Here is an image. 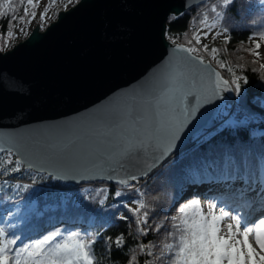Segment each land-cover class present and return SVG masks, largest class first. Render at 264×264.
<instances>
[{"label":"water","instance_id":"1","mask_svg":"<svg viewBox=\"0 0 264 264\" xmlns=\"http://www.w3.org/2000/svg\"><path fill=\"white\" fill-rule=\"evenodd\" d=\"M206 1L78 0L43 30L35 26L25 39L0 52V148L5 149L0 153L12 148L15 159L31 160L33 166L24 163L23 169L70 186L115 184L93 164L103 165L108 154L118 151L119 133L146 107L142 90L170 66L179 71L207 66L206 77L219 73L208 61L180 63L186 53L177 52L178 45L164 36L168 17ZM231 94L221 92L202 107L154 171L192 137L215 126ZM109 129L112 134L106 136ZM47 159L70 160L74 166H41Z\"/></svg>","mask_w":264,"mask_h":264},{"label":"trees","instance_id":"2","mask_svg":"<svg viewBox=\"0 0 264 264\" xmlns=\"http://www.w3.org/2000/svg\"><path fill=\"white\" fill-rule=\"evenodd\" d=\"M13 3L17 7L16 15L23 16L24 8L27 7L26 0H13ZM214 7L216 12L221 13V17H217L212 11ZM205 16L207 22L217 23L223 37L217 44L209 45V50L213 47L218 49L215 58L210 52H202L204 60L210 61L229 82L231 75L220 68L217 61L225 62L236 76H244L248 80L247 84L240 81L241 95L237 96L232 91L222 107L229 105L232 109L239 108L245 115H221L219 110L215 126L192 137L185 148L169 157L152 174L138 182L137 186L140 192L144 193L143 197H140L139 193L129 192L126 186L100 182L74 187L23 168L12 173L0 168V227H5L14 238H18V245L34 242L55 229L63 231L72 228L82 234L86 233V238L96 237L99 241L102 237L113 241L109 246L110 253L99 242L94 246L100 264H129L134 254L138 264H144L145 260L165 264L158 259L161 248L165 243L173 242L168 238V232L173 230L174 223L179 224V220L173 221L171 217L179 216V208L184 203L198 200L191 194L184 198V194L190 193L193 186L210 183L216 189L218 184L226 182L225 167L222 163V156L226 151H231L237 157L241 153H248L255 161L251 165V182H239L245 189L251 187L252 192L257 189L261 176L260 161L264 156V108L261 107L264 104V71L260 70V60L248 49L254 48V41L250 39L253 36L256 42L264 45V40H259V37L264 35V9L257 7L255 0H235L225 11L223 0H209L175 18L168 17L165 39L187 47L184 34L187 33L191 39L193 23L198 29L200 20ZM10 21L13 31L21 25L19 21H12V13L0 17V49H3L0 52L12 47L16 42V38L8 39L9 46H4V37L9 31ZM225 28L229 30L227 34L223 32ZM225 35H228L230 42L225 43ZM238 65L243 66V71ZM238 126L241 127L239 131L236 130ZM7 158V153H0V159ZM11 159L14 161L15 157L12 156ZM117 187L126 195L113 197L112 193ZM102 189H107V192H102ZM221 193L218 197H221ZM250 193H247L246 198ZM135 198L145 200L149 211V224L153 229L159 227L158 232L150 231L147 236L137 234L135 217L123 206ZM221 198L228 199L226 196ZM100 200L105 203L100 204ZM242 201L244 199L239 202ZM30 203L33 204L31 209L28 208ZM16 205L20 215L11 211ZM131 206L135 207L134 204ZM121 215H127L131 219L121 220ZM120 236L123 237V244L118 248L115 240ZM140 244H155L156 247L149 249L153 255L140 253ZM163 251L167 252V249Z\"/></svg>","mask_w":264,"mask_h":264},{"label":"snow or ice","instance_id":"3","mask_svg":"<svg viewBox=\"0 0 264 264\" xmlns=\"http://www.w3.org/2000/svg\"><path fill=\"white\" fill-rule=\"evenodd\" d=\"M72 0H68L71 3ZM264 3V0H261ZM32 11L28 7L24 8V15H16L17 7L13 0H0V17H5L12 13V21H19L21 24H30L36 17V7L39 0L33 3V0H26ZM53 5L56 0H50ZM235 0H223L224 10ZM67 7V5H65ZM49 9L46 7L44 12L40 13V23L47 16ZM217 17H221L216 8H212ZM200 24L205 29H216L217 23L211 25L207 23V17L200 20ZM12 23H9V31L4 37V46L8 47V39H15V33L12 30ZM25 35L24 28L20 29ZM225 34L229 32L227 28L223 30ZM202 33V34H201ZM221 32L217 31L213 35V40ZM209 32L203 29H196L193 23V35L188 38L184 34L187 47L178 45L177 52L186 53L180 58L183 65L203 64L204 57L202 52L208 53L215 58L218 49L213 47L209 50L207 44H202V39H206ZM170 39H176L170 37ZM254 41V48L248 51L256 58H259V49L261 43L256 42V38L250 37ZM264 40V35L259 37ZM230 42L228 35H225V43ZM3 50V49H0ZM220 68L225 69L231 75V81L222 79L218 72H209L208 77L204 75L207 66L203 71H197L195 67L190 71H179L177 66H170L165 70L148 89L142 90L140 99L146 107L141 114L133 120L132 125L124 128L117 137L119 140L118 151L108 154L103 165L93 164V167H102L107 173V179L113 181L120 187L126 186L131 193L140 192L137 184L142 177L149 176L154 169L168 157L176 147L177 141L182 133L197 118V114L202 107L211 104L221 94V92L234 91L237 96L241 95L242 86L248 80L244 76H236L233 69L225 62L217 61ZM255 63V60L253 61ZM243 71V66H237ZM260 70L264 71V64L260 65ZM255 71V69H254ZM214 76L213 81L210 77ZM229 83L233 87H229ZM264 108V104L261 105ZM134 111V110H133ZM117 128L120 125L116 126ZM237 131L241 130L238 126ZM113 129H109L106 136L112 134ZM5 149L0 148V152ZM8 158L0 159V168L5 172L12 173L21 170L24 163L31 168L32 162L27 157H12V148L7 149ZM50 163L59 169H73V162L64 159H47L43 163ZM222 163L225 167L226 181H241L250 183L253 178L251 165L255 163L248 153H241L239 157L231 151H226L222 156ZM14 166H11L13 165ZM8 165V167H5ZM135 169V171H132ZM259 184L264 187V156L260 161ZM57 179H64V176H56ZM74 178V177H73ZM27 187V186H25ZM120 187L112 193L113 197L119 198L126 193L120 190ZM253 189L241 187L233 189L230 184H225L221 197H228L220 210H216V204H212L207 212H204L197 199L184 203L179 208V216L171 217L173 221L179 220V224H173L172 231L168 232V238L172 243H165L161 248L159 260L165 264H264V218L253 219L248 215H240L231 210H225V207L231 202L244 199L247 193ZM107 192V189H102ZM221 197L213 196L209 199L220 202ZM104 204V200L99 201ZM121 203H123L121 201ZM135 205L132 207L131 205ZM123 206L135 217L137 234L147 236L150 231H159V227L153 229L149 224V211L143 198H135ZM264 208V203L261 204ZM264 217V211L260 213ZM119 219L129 221L131 218L127 215H121ZM227 221V222H226ZM226 222V223H225ZM87 234L66 228L61 231L55 229L43 238L36 239L34 242L18 245V238H14L12 233L5 227H0V264H100L97 259L94 246L99 242L109 251L113 243L110 239L96 237L86 238ZM255 246H254V244ZM115 244L119 248L123 244V237H117ZM156 247L155 244H140V253H146L152 256L150 248ZM163 249H167L164 252ZM258 249V250H257ZM129 264H138L135 254L129 260ZM144 264H155L153 260H145Z\"/></svg>","mask_w":264,"mask_h":264},{"label":"rangeland","instance_id":"4","mask_svg":"<svg viewBox=\"0 0 264 264\" xmlns=\"http://www.w3.org/2000/svg\"><path fill=\"white\" fill-rule=\"evenodd\" d=\"M77 1L78 0H72L71 3H68V0H56V3L53 5L52 3H50V0H39L38 6L35 9L36 17L34 19H32V22L30 24H21L18 28L15 29V31H14L15 38H16L15 44L17 42H20L21 40L25 39L26 36L29 34V32L35 26H37L39 30H43L47 25H49L51 22H53L55 20L56 15H57L58 12L64 11V10L70 8ZM33 3H36V0H33ZM255 4L260 9H264V3H262L261 0H255ZM65 5H67V7H65ZM27 7H28L29 12H31L32 11L31 7L28 6V5H27ZM46 7L49 9V11L47 13V16L50 17V18H46L45 21L43 22V26H41L40 13L44 12ZM207 23L209 25L212 24V22H207ZM21 28H24L26 30L27 35H25L23 32L20 31ZM198 29H203V30H206V31L209 32V36L206 39H202V41H201L202 44H207L208 47L212 43L213 44H217L218 42L221 41V39L223 37L222 32L220 30H218V28H216V29H210V28L205 29L203 25H200L198 27ZM217 31L221 32V35L217 36L216 39L213 40L212 37H213V35H215V33ZM9 48H11V47H9ZM9 48H7V49H9ZM258 51H259V58L258 59L260 60V64H264V45H262L261 48ZM211 60L213 61L212 58H211ZM219 110H220V114L221 115H230V114H232L233 116H236V114L238 113L239 108L238 109H232L231 106L227 105V106H223ZM225 184H230L233 189H237V188L243 187V184H241V182H239V181H228V182L226 181L225 183L223 182V184H218L216 186V189L210 183L203 184L201 186L195 185V186H193V189L190 191V193L187 192V193L184 194V198L189 197L188 195L191 194L192 196H195V197L198 198L199 204H200V206H201V208L203 209L204 212H207L208 208L212 204H216V210L219 211L220 207L224 205V201L225 200H223V198H222L221 201L218 203V202H215L216 200H212V199H209V198H211L213 196L218 197V194H220V192H222V189H223ZM257 189L258 190H255L256 195L251 192V194L248 195L247 198L245 197L244 201L239 202L240 200H237L235 202L229 203V205H228L229 207L228 206L225 207V210H231L232 212L239 213L240 215H248V214H250L253 217L254 220L255 219H259V218H264V217L255 215V213H256L255 211H259V209L261 208L260 207L261 204L264 203V202L260 201V197L264 194V187H260V184H259ZM260 193L262 195H259ZM257 195L260 196V197H258ZM249 201H250V203H249ZM233 203H239V206L235 207L234 205H232ZM28 208L29 209L33 208V204L30 203ZM11 211L13 213H17L18 215H20L17 205L14 206L11 209ZM2 215L5 216V213H3ZM253 244H254V242H253ZM254 246H255V244H254Z\"/></svg>","mask_w":264,"mask_h":264},{"label":"built area","instance_id":"5","mask_svg":"<svg viewBox=\"0 0 264 264\" xmlns=\"http://www.w3.org/2000/svg\"><path fill=\"white\" fill-rule=\"evenodd\" d=\"M240 114H242V115H245V113L244 112H242V110H238V113L236 114V115H240ZM247 115V114H246ZM250 119V118H249Z\"/></svg>","mask_w":264,"mask_h":264},{"label":"bare ground","instance_id":"6","mask_svg":"<svg viewBox=\"0 0 264 264\" xmlns=\"http://www.w3.org/2000/svg\"><path fill=\"white\" fill-rule=\"evenodd\" d=\"M251 201H252V200H251ZM249 202H250V201H249ZM247 207H248V206H247ZM255 210H256V209H255ZM255 210H254V211H255ZM263 211H264V210H263ZM255 215H258V212H256ZM256 217H257V216H256Z\"/></svg>","mask_w":264,"mask_h":264}]
</instances>
